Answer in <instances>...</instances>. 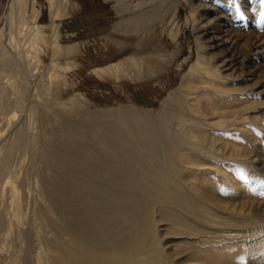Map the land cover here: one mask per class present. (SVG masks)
Listing matches in <instances>:
<instances>
[{
    "label": "bare ground",
    "instance_id": "1",
    "mask_svg": "<svg viewBox=\"0 0 264 264\" xmlns=\"http://www.w3.org/2000/svg\"><path fill=\"white\" fill-rule=\"evenodd\" d=\"M35 3L7 0L0 24V264H264V0H198L206 49L159 105L89 112L33 88Z\"/></svg>",
    "mask_w": 264,
    "mask_h": 264
},
{
    "label": "rangeland",
    "instance_id": "2",
    "mask_svg": "<svg viewBox=\"0 0 264 264\" xmlns=\"http://www.w3.org/2000/svg\"><path fill=\"white\" fill-rule=\"evenodd\" d=\"M55 1L59 4L54 13L48 0L35 3L39 8L36 22L47 42L37 54L39 61L35 60L37 66L32 69L37 72L31 73L34 75H30V80L37 79L38 88L33 87L36 91L66 102L70 111L81 112L109 110L129 101L155 109L166 92L178 85L182 71L198 52L206 49L198 48L199 39L193 26L202 17L209 19L213 14L202 13L198 0ZM6 2L0 0V24ZM243 28L247 30L246 26L237 29ZM4 30L2 38L6 41ZM53 34L57 48L49 43ZM238 37V54L244 59L247 37L243 33ZM129 55L136 60L134 69L128 66ZM117 60L125 64L121 77L110 71L94 70ZM253 60L246 63L253 65ZM49 68L59 73L60 78L50 80ZM261 69L264 70L263 65ZM12 111L19 113L13 120L23 118L19 109ZM26 196L23 205L30 210L36 197L33 192ZM20 245L18 240H12L10 246L19 247V257L23 253ZM30 264L36 262L32 260Z\"/></svg>",
    "mask_w": 264,
    "mask_h": 264
},
{
    "label": "snow or ice",
    "instance_id": "3",
    "mask_svg": "<svg viewBox=\"0 0 264 264\" xmlns=\"http://www.w3.org/2000/svg\"><path fill=\"white\" fill-rule=\"evenodd\" d=\"M231 2H232V3H235V2H236V0H231Z\"/></svg>",
    "mask_w": 264,
    "mask_h": 264
}]
</instances>
